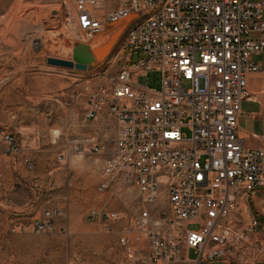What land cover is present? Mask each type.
Returning <instances> with one entry per match:
<instances>
[{
  "label": "built area",
  "instance_id": "2783aa9c",
  "mask_svg": "<svg viewBox=\"0 0 264 264\" xmlns=\"http://www.w3.org/2000/svg\"><path fill=\"white\" fill-rule=\"evenodd\" d=\"M71 2L70 24L86 41L133 15L115 54L122 65L104 80L81 79L75 91L83 118L104 120L102 134L68 135L57 155L61 163L73 153L103 154L97 190L135 189L139 211L127 217L92 208L88 220L109 232L126 218L120 241L134 264L184 262L188 248L195 264L260 262L264 145L246 146L237 122L248 96L245 76L260 69L255 56L264 50V0ZM153 70L161 74L158 90L138 82ZM110 129L113 150L107 148ZM0 152L34 168L16 133L1 126ZM161 194L168 213L156 205ZM55 214L45 211L33 230L52 231Z\"/></svg>",
  "mask_w": 264,
  "mask_h": 264
},
{
  "label": "rangeland",
  "instance_id": "374dc122",
  "mask_svg": "<svg viewBox=\"0 0 264 264\" xmlns=\"http://www.w3.org/2000/svg\"><path fill=\"white\" fill-rule=\"evenodd\" d=\"M66 10L71 19V0H0V126L16 136L20 132L37 135L41 142L38 155H31L34 168L27 170L21 163L27 173L0 152V264H134L120 241L126 218L113 222L105 232L100 223L88 220L87 212L108 208L127 217L137 214L136 190L98 191L101 164L95 157L73 153L60 163L57 155L63 135L76 134L62 131L63 106L74 104L81 113L83 101L72 95V86L76 84L77 89L81 79L104 80L122 65L115 54L133 15L108 24L102 34L86 41L65 20ZM117 30V37L94 67L81 71L46 62L47 57L72 59L78 43L97 51ZM160 76L153 70L138 82L158 90ZM114 135L110 129L111 145ZM48 136L49 143L44 142ZM48 144L55 148L50 150ZM92 179L97 181L90 187ZM156 205L168 213L165 195ZM47 210H56L55 228L37 233L32 222L43 220ZM60 226L70 233H60ZM189 255L195 257L193 251Z\"/></svg>",
  "mask_w": 264,
  "mask_h": 264
},
{
  "label": "crops",
  "instance_id": "0c3cea01",
  "mask_svg": "<svg viewBox=\"0 0 264 264\" xmlns=\"http://www.w3.org/2000/svg\"><path fill=\"white\" fill-rule=\"evenodd\" d=\"M255 59L260 64V69L257 71H252L246 74V89L248 91V96L241 102V110L238 116L237 122V132L240 138H242L244 144L248 147H258L264 145V50L257 56ZM78 85V84H77ZM76 84L72 86L71 93L74 96L76 91ZM50 88V87H49ZM50 90H52L50 88ZM69 93V90H67ZM81 113L78 111V108L74 104H66L62 108V115L65 116L63 119V126L62 131L70 132L73 131L76 134H93L95 136H100L102 134V125L101 123L104 121L100 119L99 121H87L83 118V108L82 104L80 106ZM74 112V114H73ZM8 123H12V120H8ZM9 124V125H10ZM15 128L16 125H12ZM73 134H64L63 139ZM18 142L21 146V150L23 153H27L31 155H38V149L41 147L40 139L37 135H30L24 132H20L17 136ZM49 136L44 138L43 141L49 143ZM62 139V140H63ZM50 150L55 148L53 145H49L48 147ZM108 150H113L114 145L108 142L107 145ZM32 158V157H31ZM104 155H100L97 161L102 163ZM17 164V167L22 173H27L20 161H14ZM97 180L92 179L89 182V186L93 187ZM262 196V191L256 192L254 195L255 204L256 201ZM187 228H194L196 227L195 224L186 222L185 223ZM193 225V226H192ZM121 233V231H120ZM132 232L128 233L131 235ZM146 250V246H145ZM193 251L192 249H186L185 255L187 260L184 262H177V263H184V264H195L194 258L191 259L190 252ZM194 252V251H193ZM173 263V264H177ZM214 264H227L225 262H215ZM255 264H264V257L262 260Z\"/></svg>",
  "mask_w": 264,
  "mask_h": 264
},
{
  "label": "water",
  "instance_id": "95a60500",
  "mask_svg": "<svg viewBox=\"0 0 264 264\" xmlns=\"http://www.w3.org/2000/svg\"><path fill=\"white\" fill-rule=\"evenodd\" d=\"M101 59L97 56V51L91 50L88 44L78 43L72 50V59H64L59 57H47L46 62L50 65L77 69L85 71L88 67H94L99 64Z\"/></svg>",
  "mask_w": 264,
  "mask_h": 264
},
{
  "label": "bare ground",
  "instance_id": "6f19581e",
  "mask_svg": "<svg viewBox=\"0 0 264 264\" xmlns=\"http://www.w3.org/2000/svg\"><path fill=\"white\" fill-rule=\"evenodd\" d=\"M128 18V17H127ZM126 18V19H127ZM66 21L70 24V18L69 16L66 18ZM67 24V23H66ZM119 31L117 30L113 35L109 37L108 43L105 45H100L99 48L97 49V56L99 59H102V57L105 55V52L107 51L108 47L113 43L114 39L117 37ZM103 41V40H102ZM100 42V41H99ZM96 43V42H95ZM94 43V44H95ZM95 46V45H93Z\"/></svg>",
  "mask_w": 264,
  "mask_h": 264
}]
</instances>
